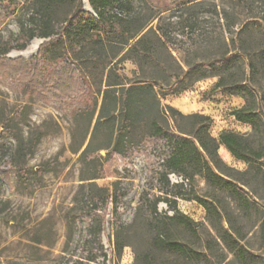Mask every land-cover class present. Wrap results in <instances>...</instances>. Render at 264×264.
Returning a JSON list of instances; mask_svg holds the SVG:
<instances>
[{
  "label": "rangeland",
  "instance_id": "obj_1",
  "mask_svg": "<svg viewBox=\"0 0 264 264\" xmlns=\"http://www.w3.org/2000/svg\"><path fill=\"white\" fill-rule=\"evenodd\" d=\"M87 1L82 0L83 9L91 12ZM133 2L144 17L162 11L160 23H171L177 34L189 25L190 10L186 7L166 9L165 0ZM216 2L239 10L236 0ZM72 10L73 6L67 3L62 14ZM209 10V5L203 8L204 20L210 15ZM25 19L26 16H12L0 10L2 40L16 35L19 24ZM157 19L152 22L154 26ZM62 25L58 21L56 28L62 30ZM34 40H38V47L29 54L26 50ZM34 40L24 50H11L5 56L11 60L35 59L37 66L27 69L23 75H17V64L0 58V116H10L27 104L25 113L17 121L18 126L23 135L38 131L42 136L26 166L38 170L41 164L48 163L50 170L41 174L28 173L26 181L21 182L7 167L12 141L0 139V170L7 172L5 176L0 175V264H146L143 255L150 257V264H264V235L261 233L264 220L262 79L259 81L262 88L256 89L254 125L234 118L232 110L242 107L245 100L223 90L214 91L217 79L214 76L200 79L186 90H177L175 79L158 81L165 93L160 97L161 105H170L183 114L208 115L212 119L210 134L213 137L224 131L238 133L250 150L260 154L259 158L245 162L220 146L217 152L219 169L210 164L213 171L226 181L221 186L214 178L206 179L197 171V166H189L193 175V191L202 203L163 194L169 199L176 198L177 209L195 222V225L184 226L175 221L156 219L152 212L154 196L160 194L158 174L162 158L147 138L129 155L111 154L107 147L82 159L80 154L90 139L96 111L84 144L78 152L72 151L82 141L87 119L74 121L60 103L64 96L58 85L65 78L60 68L70 60L66 57L49 63L40 61L41 57H36L39 45L47 39ZM47 49L55 55L59 46L51 45ZM170 55L163 49H157L154 57L140 62V65L129 57L118 67L128 81L160 77L153 71L159 66H165L169 74H174L176 64L183 65L186 58L177 50L170 51ZM155 58L162 61V65ZM71 69L76 70L73 65ZM74 75L77 82H82L78 71H74ZM146 100L143 95L136 99L140 107L133 115L135 130L131 136L132 144H138L141 137L150 131L154 109L146 104ZM99 105L100 96L97 109ZM165 119L161 123L171 131H175L177 124L181 127L189 124V120L174 121L169 115ZM108 133L109 124L104 123L93 146L111 144ZM93 174H100V177L87 179ZM175 178L179 176L169 177L172 183H180L175 182ZM182 178V184L188 188L189 183ZM115 181L119 196L118 216L112 215V203L107 197ZM157 213L161 217L173 214L164 201L157 203ZM119 224L123 227L120 235L125 244L120 255L113 245L114 228ZM156 233L180 244L188 254L155 246Z\"/></svg>",
  "mask_w": 264,
  "mask_h": 264
},
{
  "label": "trees",
  "instance_id": "obj_2",
  "mask_svg": "<svg viewBox=\"0 0 264 264\" xmlns=\"http://www.w3.org/2000/svg\"><path fill=\"white\" fill-rule=\"evenodd\" d=\"M165 1L166 9L182 6L190 10L189 25L181 28L180 34L173 30L171 23H160L159 14L162 11L144 17L136 10L133 0H88L91 12L83 9L82 0H0V10L8 15L26 16L19 24L16 35L12 34L5 40L0 37V58L17 64V75H23L27 69L37 66L35 59L11 60L5 56L11 50H24L33 38L47 39L39 45L36 57L40 56V61L49 63L69 58L70 63H63L60 68L65 75L58 85L64 96L60 103L74 121L87 119L82 141L72 151L78 152L84 144L88 126L96 111L90 139L80 154L82 159L89 153L107 147L111 154L129 155L147 138L159 150L162 158L158 174L160 194L154 196L151 205L155 218L192 226L195 222L177 209L176 198L163 196L177 195L175 197L202 203L193 191V175L189 172V166H197V171L206 179L214 178L221 186L226 181L211 166L218 168L217 152L220 146L245 162L259 158L260 154L250 150L243 136L238 133L224 131L218 137H213L210 134L212 119L208 115L183 114L170 105H161L160 97L165 93L158 81L175 79L179 87L177 90H186L196 81L214 76L217 78L214 91L223 90L245 100L242 107L232 110L234 118L254 125L256 89L261 87L260 79L264 82V0H236L238 11L233 6L230 8L229 5L218 4L216 0ZM67 3L73 6V10L62 14ZM206 5L211 6V10L207 20H204L201 12ZM156 18L154 26L152 22ZM58 21L63 23L62 30L56 28ZM51 45L59 46L57 54L48 51ZM157 49H163L169 57L170 51L177 50L183 53L186 60H183V65L176 64L177 71L174 74H169L165 66H159L153 71L160 77H144L139 81H128L125 74L120 72L118 64L124 59L130 57L140 65L154 57ZM155 59L162 65V61ZM71 64L76 70L71 69ZM74 71L82 75V82L75 80ZM141 95L147 98L146 104L154 109L153 119L149 124L150 131L141 137L138 144H132L131 136L135 130L133 115L140 107V100L136 99ZM99 96L100 105L97 109ZM26 108L27 104H24L10 116H0V139L12 141L7 167L21 182L26 181L28 173L41 174L50 170L48 163L41 164L38 170L26 166L42 136L38 131L23 135L17 121ZM166 115L174 121L189 120V124L187 127L177 124L175 131H171L161 123L162 120L166 121ZM104 123L109 124L111 144L93 146L95 136ZM6 173V170H0V175L5 176ZM169 174L184 177L189 183L188 188L182 183H172ZM98 177L100 174H93L87 179ZM116 184V181L112 183L111 193L107 196L112 203L113 216H118ZM160 201L169 205L173 212L171 216L161 217L157 213V203ZM122 229L121 224L114 228L113 245L118 255L125 245L121 241ZM157 233L153 241L155 246L188 254L186 248ZM261 233L264 235V220ZM143 259L146 264H150L148 255H143Z\"/></svg>",
  "mask_w": 264,
  "mask_h": 264
},
{
  "label": "bare ground",
  "instance_id": "obj_3",
  "mask_svg": "<svg viewBox=\"0 0 264 264\" xmlns=\"http://www.w3.org/2000/svg\"><path fill=\"white\" fill-rule=\"evenodd\" d=\"M38 44H39L38 40H34L30 44V46L27 48L26 52L29 53V54L34 53L36 51L37 47H38ZM225 153H226V151H225Z\"/></svg>",
  "mask_w": 264,
  "mask_h": 264
},
{
  "label": "built area",
  "instance_id": "obj_4",
  "mask_svg": "<svg viewBox=\"0 0 264 264\" xmlns=\"http://www.w3.org/2000/svg\"><path fill=\"white\" fill-rule=\"evenodd\" d=\"M171 175H175V174H169V177L171 176ZM175 177V176H174ZM176 180H174L175 182H180V183H182L183 182V178L181 177V176H179V178H175Z\"/></svg>",
  "mask_w": 264,
  "mask_h": 264
},
{
  "label": "water",
  "instance_id": "obj_5",
  "mask_svg": "<svg viewBox=\"0 0 264 264\" xmlns=\"http://www.w3.org/2000/svg\"><path fill=\"white\" fill-rule=\"evenodd\" d=\"M86 5L89 7V5H88V1H87V3H86ZM90 8V7H89ZM91 10V9H90ZM35 38H33L31 41H33Z\"/></svg>",
  "mask_w": 264,
  "mask_h": 264
}]
</instances>
